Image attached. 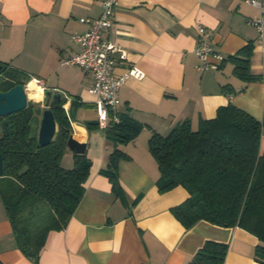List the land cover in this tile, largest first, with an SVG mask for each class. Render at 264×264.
<instances>
[{"label": "crops", "instance_id": "crops-1", "mask_svg": "<svg viewBox=\"0 0 264 264\" xmlns=\"http://www.w3.org/2000/svg\"><path fill=\"white\" fill-rule=\"evenodd\" d=\"M103 0H0V61L38 80L42 90L62 91L71 106V133L86 143L89 175L81 200L66 225L50 229L36 257L17 244L11 222L0 214V260L3 264H187L205 240L228 245L223 264H262L256 248L259 238L234 225L205 220L190 228L174 216L171 207L187 190L178 185L161 192L157 162L148 148L153 132L167 134L184 119L193 129L215 116L218 107L233 103L258 119L264 110V69L260 36L251 22L259 9L246 0H119L112 24L103 36L125 52L114 67L118 75L135 65L142 78L130 77L119 88L120 102L110 116H128L141 125L139 133L120 145L129 156L118 162L119 190L101 169L113 144L97 121L96 96L89 91L92 73L64 60L78 45L74 32L88 24L81 17L101 14ZM213 36V47L224 57L253 44L249 70L260 78L246 82L226 62L217 70L197 69L196 24ZM227 72V73H225ZM220 73H223L224 77ZM230 84L235 93L223 87ZM62 161L73 164L67 147ZM4 207V206H3Z\"/></svg>", "mask_w": 264, "mask_h": 264}, {"label": "trees", "instance_id": "trees-1", "mask_svg": "<svg viewBox=\"0 0 264 264\" xmlns=\"http://www.w3.org/2000/svg\"><path fill=\"white\" fill-rule=\"evenodd\" d=\"M252 51L253 44L248 43L224 57L220 68L228 61L238 78L246 82L259 79L260 75L249 70ZM0 62L2 88L24 84L31 78ZM223 87L227 93H235L230 84ZM65 101L53 108L59 132L56 141L47 145L37 140L41 109L33 103L6 115V125L0 123V199L18 246L33 257L50 229L66 225L89 175L90 160L85 152L73 153L72 166L62 164L74 105L72 102L66 112L61 106ZM85 125L88 129L99 127L98 121ZM103 129L113 149L101 172L118 193V162L129 157L120 145L134 138L141 125L131 117L120 116L118 121L109 120ZM148 148L160 171L158 190L181 185L188 192L182 202L171 207L183 226L190 228L200 220L240 226L262 242L256 253L264 264V110L258 119L229 102L218 107L215 116L202 120L197 129L184 119L165 135L153 132ZM227 248L225 242L205 240L187 264H223Z\"/></svg>", "mask_w": 264, "mask_h": 264}, {"label": "built area", "instance_id": "built-area-1", "mask_svg": "<svg viewBox=\"0 0 264 264\" xmlns=\"http://www.w3.org/2000/svg\"><path fill=\"white\" fill-rule=\"evenodd\" d=\"M246 1L260 11L259 17L251 22L262 36L264 33V0ZM118 4L119 0H103V8L99 16L80 18V21L88 24V28L71 35L78 49L64 60L66 64L77 65L92 73L93 82L89 91L96 96L97 121L99 127L102 128L107 126L109 120L118 121L119 119L116 115L111 117L110 112L120 102L119 88L121 85L130 77L142 78L144 76L143 70L135 65L126 67L118 75L114 74V67L118 60L125 56V52L118 44L103 36V30L112 24L114 10ZM195 27L198 32L195 54L200 60L196 68L219 69L224 56L213 47L214 41L210 30L199 23ZM261 65L264 69V44L261 46Z\"/></svg>", "mask_w": 264, "mask_h": 264}, {"label": "water", "instance_id": "water-1", "mask_svg": "<svg viewBox=\"0 0 264 264\" xmlns=\"http://www.w3.org/2000/svg\"><path fill=\"white\" fill-rule=\"evenodd\" d=\"M2 66L3 64L0 62V80ZM25 85L26 84L23 83H16L6 90H0V117H5L6 115L19 111L27 105L32 104V101L27 98ZM66 99L67 97L62 91H52L50 88L44 90L45 106L38 115L39 124L37 129V140L40 144L47 145L56 141L59 126L53 108L59 106V104ZM61 106L64 108V103ZM3 123L5 125L7 124L6 119H4ZM66 147L73 153H84L86 143L75 139L70 132L66 140ZM2 174L3 162L0 153V175Z\"/></svg>", "mask_w": 264, "mask_h": 264}, {"label": "bare ground", "instance_id": "bare-ground-1", "mask_svg": "<svg viewBox=\"0 0 264 264\" xmlns=\"http://www.w3.org/2000/svg\"><path fill=\"white\" fill-rule=\"evenodd\" d=\"M38 81L34 78L25 85L26 94L28 99L40 100L42 96V87L37 83Z\"/></svg>", "mask_w": 264, "mask_h": 264}, {"label": "rangeland", "instance_id": "rangeland-1", "mask_svg": "<svg viewBox=\"0 0 264 264\" xmlns=\"http://www.w3.org/2000/svg\"><path fill=\"white\" fill-rule=\"evenodd\" d=\"M225 73H227V72H225ZM220 74L222 75V77H224L223 73H220ZM24 81H25V80H24ZM29 100H31L32 103H33L34 105L38 106L40 109L44 108V106H45V104H44V90H42V96H41L40 100H37V101L32 100V99H29ZM0 132H1V124H0ZM62 164H63L64 166H66V164H65L64 161H62ZM1 213H4V214H5V212H4V207H3L2 201H1V199H0V214H1Z\"/></svg>", "mask_w": 264, "mask_h": 264}, {"label": "flooded vegetation", "instance_id": "flooded-vegetation-1", "mask_svg": "<svg viewBox=\"0 0 264 264\" xmlns=\"http://www.w3.org/2000/svg\"><path fill=\"white\" fill-rule=\"evenodd\" d=\"M2 79H3V74H1V80H0V90L1 91L6 90V89L2 88V84H1ZM24 84H26V83H24ZM4 119H5L4 117H0V123H2L4 121ZM2 128H3V126H1V131H2Z\"/></svg>", "mask_w": 264, "mask_h": 264}]
</instances>
